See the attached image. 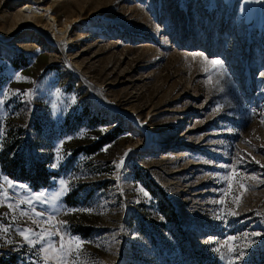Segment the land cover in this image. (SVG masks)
Masks as SVG:
<instances>
[{
	"label": "rangeland",
	"instance_id": "374dc122",
	"mask_svg": "<svg viewBox=\"0 0 264 264\" xmlns=\"http://www.w3.org/2000/svg\"><path fill=\"white\" fill-rule=\"evenodd\" d=\"M26 2L75 19L72 42L49 34L46 13L16 23ZM262 71L264 0H0V186L23 185L19 204L68 182L52 223L83 242L77 264H229V236L264 233ZM129 149L118 181L112 162ZM9 235L0 264H37ZM251 239L236 264H264V235Z\"/></svg>",
	"mask_w": 264,
	"mask_h": 264
},
{
	"label": "snow or ice",
	"instance_id": "6c2138e0",
	"mask_svg": "<svg viewBox=\"0 0 264 264\" xmlns=\"http://www.w3.org/2000/svg\"><path fill=\"white\" fill-rule=\"evenodd\" d=\"M199 55V54H198ZM204 62L207 65H210L212 70L218 72L220 78H224L226 75L225 70L223 69V61L219 58L209 59L204 57ZM209 69L205 68L207 72ZM260 76L264 77V71L260 72ZM16 79L22 80L26 79L22 77L19 73H16ZM211 82V79L209 80ZM219 80H217V84ZM222 90V89H221ZM3 93H0L2 96ZM30 97L32 95L31 90H28L27 93H24ZM3 101L0 100V103ZM223 106L218 105L216 111H219ZM105 129H101L104 131ZM3 134V130L0 129V135ZM72 137H67L65 140L59 142V147L56 149V158L55 162L50 165L51 168H58L61 162L64 159L63 145L67 140H71ZM107 151V148L104 149ZM131 149L126 151L123 155L119 157V161L114 160L113 166L116 169V177L119 181L120 173L125 165L126 157L128 156ZM71 154L70 152L68 153ZM239 155V154H238ZM250 155V154H249ZM253 159H255L253 157ZM244 162V158L237 160V165ZM256 163H260L256 161ZM232 177L239 179V173L236 167L232 170V176L229 177V189L231 190V180ZM249 179L255 180L256 177H249ZM15 187H24L23 185H15L12 182H8L7 190L0 186V206H6L8 211L0 214V239L6 243H18L13 241L9 233L13 235H18L23 238V242L31 249H34V255L40 257V260L37 261V264H77L80 255L82 254L83 242L79 238H73L67 236L63 233V227L66 225V221L60 220L58 223L53 224L52 221L63 209L61 208L59 201L60 198L69 191L68 182L61 181L59 190H55L54 194L52 192L45 190L40 193L32 194L26 201H20L16 203L18 199L17 195L10 190ZM241 190L245 189V185L241 183L239 185ZM146 195V193H145ZM243 192L240 195H234L232 203L239 207L242 201ZM217 203L223 205L225 201L223 199L217 201ZM21 204L25 205V209H21ZM39 205H45L44 208L37 210ZM71 212L72 210H68ZM81 211H90L88 209H81ZM231 216H238L239 212L233 209H229L226 213ZM257 215L264 216V212L257 213ZM225 213L218 214L216 219H223ZM5 217L9 218L7 226L4 225L3 220ZM18 218H27L32 225H35L39 228V231H36L35 228L29 226H19L17 224ZM41 223L44 226H41ZM264 233L253 232L251 234L245 233L243 237L229 236L227 241L221 245V248H226V253L224 254L229 264H236L237 261L244 259L245 251L244 249L249 248L255 243V240L251 237L262 236ZM54 237H59V240H54ZM67 239V243L65 240ZM246 241L243 244H238V240ZM206 243H211V238ZM39 246V247H37ZM221 248L214 249V251L220 252Z\"/></svg>",
	"mask_w": 264,
	"mask_h": 264
},
{
	"label": "bare ground",
	"instance_id": "6f19581e",
	"mask_svg": "<svg viewBox=\"0 0 264 264\" xmlns=\"http://www.w3.org/2000/svg\"><path fill=\"white\" fill-rule=\"evenodd\" d=\"M27 5L22 7L17 15H16V23L20 21H35L36 15H42L43 13H46L47 18V24L50 26L51 30L49 31V34L53 38L62 39L65 43L70 44L72 42V39L70 37V33L72 32V27L74 26L76 20H64L62 23H59V20L52 14L51 7L47 6H41L37 3H30L26 2ZM15 18L13 19V21ZM50 38V37H49ZM59 43V42H58ZM59 47L62 49V45L58 44Z\"/></svg>",
	"mask_w": 264,
	"mask_h": 264
},
{
	"label": "trees",
	"instance_id": "16d2710c",
	"mask_svg": "<svg viewBox=\"0 0 264 264\" xmlns=\"http://www.w3.org/2000/svg\"><path fill=\"white\" fill-rule=\"evenodd\" d=\"M103 141V140H102ZM102 142H99L98 144H96V145H94L92 148H90V150L92 151V150H94L95 148H97L100 144H101ZM39 168H38V171H36V173H39ZM42 171V170H41ZM44 172V171H43ZM10 175H12L13 176V174L11 173Z\"/></svg>",
	"mask_w": 264,
	"mask_h": 264
}]
</instances>
